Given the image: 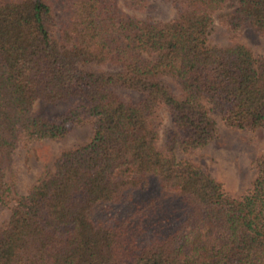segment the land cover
<instances>
[{"label": "trees", "instance_id": "trees-1", "mask_svg": "<svg viewBox=\"0 0 264 264\" xmlns=\"http://www.w3.org/2000/svg\"><path fill=\"white\" fill-rule=\"evenodd\" d=\"M215 16L264 37V0H0V264H264V152L238 199L177 157L212 140V111L264 128V53L209 44ZM85 122L17 193L19 141Z\"/></svg>", "mask_w": 264, "mask_h": 264}, {"label": "rangeland", "instance_id": "rangeland-1", "mask_svg": "<svg viewBox=\"0 0 264 264\" xmlns=\"http://www.w3.org/2000/svg\"><path fill=\"white\" fill-rule=\"evenodd\" d=\"M154 3L156 10L151 14L152 19L170 20L176 17V8L170 2ZM216 16L208 34L209 44L227 46L237 42L248 46L255 57L264 53V37L244 30L233 38ZM211 117L216 124L212 140L203 148L178 153L177 157L199 166L221 183L226 193L238 199L247 193L256 177L255 160L264 152V128L255 131L230 129L216 111L211 112ZM92 133L91 123L85 122L76 125L60 140H20L13 153L12 164L16 192L26 194L44 172L54 171V163L63 152L89 142ZM10 177L7 173L6 180L9 181ZM10 214L9 206L0 205V227L7 223Z\"/></svg>", "mask_w": 264, "mask_h": 264}]
</instances>
